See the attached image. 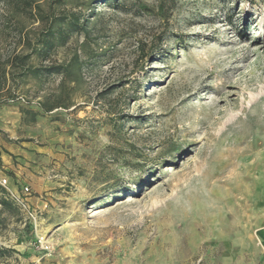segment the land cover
I'll use <instances>...</instances> for the list:
<instances>
[{"label": "rangeland", "instance_id": "1", "mask_svg": "<svg viewBox=\"0 0 264 264\" xmlns=\"http://www.w3.org/2000/svg\"><path fill=\"white\" fill-rule=\"evenodd\" d=\"M86 1L0 0V264H264V0Z\"/></svg>", "mask_w": 264, "mask_h": 264}, {"label": "trees", "instance_id": "2", "mask_svg": "<svg viewBox=\"0 0 264 264\" xmlns=\"http://www.w3.org/2000/svg\"><path fill=\"white\" fill-rule=\"evenodd\" d=\"M101 1V0H87V5H90L91 3ZM113 2H116L117 0H111ZM84 4V3H83ZM81 15L80 12H73L69 15L66 14H61V15H55L52 13L51 9H49L47 12H42L39 15V21H41L44 26L40 30L39 38L37 39L38 42H42V46L45 49L50 48L55 40H60L61 43H64L68 37L73 33V32H78L81 31L83 27V21H81ZM43 37V39H42ZM15 66L21 68V71L19 74L24 73L26 70V62H25V55L17 56L15 57ZM74 62H69L66 64H53V65H48L42 67L38 71H42L46 74L49 73H63V74H69L70 68L72 67ZM0 204L3 207L6 206H11V203L7 201L6 199H0Z\"/></svg>", "mask_w": 264, "mask_h": 264}, {"label": "crops", "instance_id": "3", "mask_svg": "<svg viewBox=\"0 0 264 264\" xmlns=\"http://www.w3.org/2000/svg\"><path fill=\"white\" fill-rule=\"evenodd\" d=\"M260 235H261V238H262V240H263V244H264V233H260Z\"/></svg>", "mask_w": 264, "mask_h": 264}, {"label": "bare ground", "instance_id": "4", "mask_svg": "<svg viewBox=\"0 0 264 264\" xmlns=\"http://www.w3.org/2000/svg\"><path fill=\"white\" fill-rule=\"evenodd\" d=\"M128 200H131V198H128Z\"/></svg>", "mask_w": 264, "mask_h": 264}]
</instances>
